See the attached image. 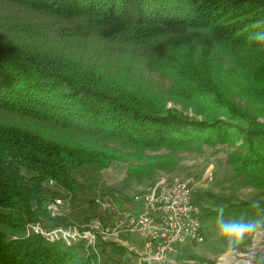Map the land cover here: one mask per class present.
<instances>
[{"label":"trees","instance_id":"1","mask_svg":"<svg viewBox=\"0 0 264 264\" xmlns=\"http://www.w3.org/2000/svg\"><path fill=\"white\" fill-rule=\"evenodd\" d=\"M258 20L264 0H0V264L97 262L80 243L1 226L73 224L47 202L98 189L83 177L113 162L128 164V178L150 176L181 152L242 140L228 161L264 189V43L250 39ZM146 68L169 87L143 80ZM227 210L258 211L248 201Z\"/></svg>","mask_w":264,"mask_h":264},{"label":"rangeland","instance_id":"2","mask_svg":"<svg viewBox=\"0 0 264 264\" xmlns=\"http://www.w3.org/2000/svg\"><path fill=\"white\" fill-rule=\"evenodd\" d=\"M135 68L134 70H139ZM112 71L113 68L111 67ZM140 74L143 80H148L155 89L168 88L169 79L159 73L149 72V69H141ZM151 73V74H149ZM132 77H135L132 75ZM169 102L168 106H173ZM181 108L180 105H178ZM193 114L192 109L189 110ZM264 120V118H262ZM242 140L231 144L204 143L201 149L184 151L180 154L182 159L170 169H159L150 176H136L128 178L126 162H113L108 168L96 173L91 171L83 178L94 181L99 186L96 192H101L99 188L112 187L119 193L127 196H134L138 193L150 192L156 184L163 188L173 178H191L195 186L194 198L201 206L205 238L202 242L186 240L174 245L160 258L153 257L146 248V239L143 235L132 231H121L112 233L118 223L113 215L104 214L97 204L84 203L85 200L73 202L69 196L66 197L65 220H72L74 223L83 225L91 219L102 221L108 228L106 237H100L97 242L99 257L97 262L91 264H111L119 261H126V264H264V231L250 235L246 243L238 248H229L225 238L221 236L217 229V206L225 205V219L241 218L227 210L229 202L239 203L241 201L260 200L261 207L264 208V189L254 187L248 183L244 175L238 174L233 165L228 161L229 154L241 144ZM166 149H161L153 153H163ZM212 172L213 179L209 178ZM54 190H57L55 188ZM57 195H64L57 192ZM84 208V209H83ZM253 212V215H256ZM52 224V223H51ZM1 229L9 236H23L24 230L14 229L2 225Z\"/></svg>","mask_w":264,"mask_h":264},{"label":"built area","instance_id":"3","mask_svg":"<svg viewBox=\"0 0 264 264\" xmlns=\"http://www.w3.org/2000/svg\"><path fill=\"white\" fill-rule=\"evenodd\" d=\"M209 178L213 179L212 172ZM48 185L56 188L55 181L49 180ZM98 189L85 187L75 196L67 194L75 202L85 200L84 203H95L103 210L117 218L118 223L113 229L114 234L121 231H132L143 235L146 248L153 257L160 258L171 251L175 244L186 240L202 242L205 238L204 221L201 206L194 198L195 186L191 178H173L165 187L159 184L148 193H138L132 196L134 207L122 208L111 195H102ZM76 203V202H75ZM66 206L65 196H55L50 199L46 208L55 216L65 215L62 209ZM102 221L91 219L83 225L76 223L68 225H52L47 221H32L25 227V235L39 234L49 241H64L68 245L82 244L86 254H97V240L105 238Z\"/></svg>","mask_w":264,"mask_h":264},{"label":"clouds","instance_id":"4","mask_svg":"<svg viewBox=\"0 0 264 264\" xmlns=\"http://www.w3.org/2000/svg\"><path fill=\"white\" fill-rule=\"evenodd\" d=\"M256 26L258 30L254 31L250 39L264 43V30H259L264 29V20H258ZM250 207L258 210L253 217L225 219V205L217 206V229L229 248H238L246 243L250 235L264 231V208L261 207L260 200H252Z\"/></svg>","mask_w":264,"mask_h":264}]
</instances>
